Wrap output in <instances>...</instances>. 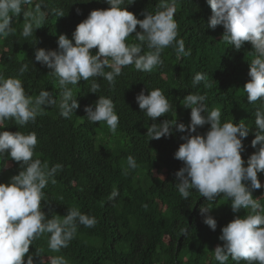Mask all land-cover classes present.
Wrapping results in <instances>:
<instances>
[{
    "label": "trees",
    "instance_id": "trees-1",
    "mask_svg": "<svg viewBox=\"0 0 264 264\" xmlns=\"http://www.w3.org/2000/svg\"><path fill=\"white\" fill-rule=\"evenodd\" d=\"M159 2L133 0L124 7L143 19V13L155 12ZM175 5L177 39L184 40L188 55L178 58L173 47L165 48L161 53V66L150 73L137 71L134 65L124 67L114 86L102 77L81 79L78 85L68 86L79 104L70 119L60 116L57 104L45 108L35 123L21 127L9 120L11 123L0 129L25 134L35 132L38 143L33 159H40L49 167L56 163L63 166L55 176L56 183L49 181L43 189L47 202L41 201V210L49 218L62 219L68 209L77 207L97 220L91 228L79 225L74 239L59 253L49 250L48 234L41 235L29 245L25 260L31 254L34 264H40L41 257L36 255L39 251L45 264H48L47 257L56 255H62L68 264H218L214 249L223 244L219 239L221 228L235 216L246 215L248 210L242 208L234 213L230 199L220 195L214 201H207L195 189L183 200L175 176L183 163L174 158V153L184 142L181 136L187 133L174 129L166 138L148 140L147 127L153 121L139 109L135 97L142 90L147 94V91L160 89L172 107L155 123L176 119L187 126L191 110L183 107V97L189 93L205 95L204 103L209 110L221 109L222 123L233 120L250 128L242 140L241 156L245 166L256 150L251 140L256 130L255 111L262 105L259 101L250 104L243 91L250 79V42H245L237 51L221 38L222 25L208 28L212 11L206 0H175ZM33 7L26 6V11ZM107 7L105 0H44L42 11L47 14L44 25L36 28L27 41L21 36L27 18L23 15L14 18L15 34L0 37V73L5 77L17 76L20 66L28 64V71L19 77L26 94L34 98L41 90H49L59 103L62 89L50 73L51 69L35 61V49L56 50L60 34L71 40L76 25L91 10ZM53 10H61L64 15L56 17ZM132 35L128 42L135 41V33ZM144 50L148 51L146 46ZM91 51L95 53L96 49ZM197 72L207 75L209 87L203 82L192 85ZM93 81L100 85L97 93L89 91ZM98 96L111 98L115 105L119 116L115 134L104 122L89 123L86 118L85 105L94 106ZM209 128L206 124L199 127L197 133L204 135ZM129 155L136 159L137 167L129 169L125 175ZM20 170V164L7 154L0 157V182L8 183ZM258 179L264 185V173H258ZM113 189L119 194L109 200ZM252 195L264 206V187L253 190ZM205 206L211 208L210 215L217 221L215 231L203 223L200 208ZM182 229H187L186 235L182 234ZM227 264L236 262L229 258Z\"/></svg>",
    "mask_w": 264,
    "mask_h": 264
},
{
    "label": "clouds",
    "instance_id": "clouds-1",
    "mask_svg": "<svg viewBox=\"0 0 264 264\" xmlns=\"http://www.w3.org/2000/svg\"><path fill=\"white\" fill-rule=\"evenodd\" d=\"M109 7L93 9L79 22L72 32L70 40L65 34L57 38L56 50L36 48L35 61L51 69L50 73L58 80L62 89L59 103L49 90H41L34 98L27 95L20 76L28 71V64H22L17 76L5 77L0 73V129L14 120L18 126L35 123L44 109L58 104L60 116L70 119L79 107L76 96L69 85H78L83 79L102 77L110 86H114L116 77L122 69L134 65L137 71L152 72L163 64L161 53L165 48L173 47L178 58L189 53L185 50L184 40L177 39L178 25L174 19L177 11L175 0H160L155 12L145 11L143 19H138L124 7L133 0H105ZM212 15L207 27L215 29L222 25V39L239 51L245 42H250L252 59L249 62L248 76L243 91L250 104L257 101L262 105L255 111L256 130L251 146L256 149L245 161L242 140L249 134L250 128L233 120L221 122V109H208L204 101L206 96L189 93L183 97V107L190 109V122L186 126L176 119H164L155 123L158 117L171 110V104L160 89L142 90L135 100L139 109L153 121L147 127L149 139L168 137L176 132L187 133L181 136L184 141L174 153V158L183 166L176 171V187L183 200H187L192 189L207 201H214L223 195L231 201L234 213L240 209L248 210L244 216H235L221 228L219 239L222 245L214 249V259L218 264H227L229 258L240 264H264V206L252 195L253 190L264 187L258 179V173H264V0H206ZM34 5L26 11V6ZM44 0H0V37L7 38L15 34L13 19L25 16L28 20L23 26L21 36L27 41L34 30L44 25L46 13L42 11ZM56 17L63 16L61 10H53ZM137 25L139 31H137ZM135 33V41L128 38ZM36 41L33 42L35 44ZM145 46L148 51H145ZM96 49L95 53L91 50ZM111 69L105 71V69ZM201 82L209 87L207 75L197 72L192 85ZM100 85L93 81L90 92L97 93ZM84 112L89 123L104 122L109 131L116 133L119 116L111 98L98 96L93 105H85ZM6 121V123H5ZM210 125L209 130L200 135L199 127ZM195 133V134H193ZM38 143L35 132L27 134L8 130L0 131V157L7 154L18 162L21 170L10 177L8 183L0 182V264H34L29 245L41 235L48 234V248L59 253L67 248L76 235L79 225L94 227V216L82 213L77 207L67 210L60 219L49 218L41 210V201H45V189L55 176L62 171L60 163L49 167L40 159H33ZM258 146V147H257ZM10 163H8V166ZM127 168L137 167L136 159L127 157ZM161 176V174H158ZM113 189L108 199L118 196ZM210 207H201L203 223L211 230L217 228V221L210 215ZM187 234V229H182ZM40 256V264H45ZM48 264H68L62 255L47 257Z\"/></svg>",
    "mask_w": 264,
    "mask_h": 264
},
{
    "label": "rangeland",
    "instance_id": "rangeland-1",
    "mask_svg": "<svg viewBox=\"0 0 264 264\" xmlns=\"http://www.w3.org/2000/svg\"><path fill=\"white\" fill-rule=\"evenodd\" d=\"M161 176H164V174H161Z\"/></svg>",
    "mask_w": 264,
    "mask_h": 264
}]
</instances>
